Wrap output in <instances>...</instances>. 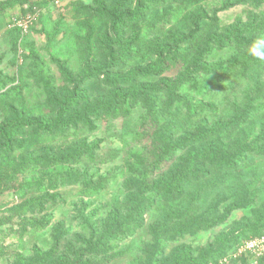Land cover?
<instances>
[{"label": "rangeland", "instance_id": "374dc122", "mask_svg": "<svg viewBox=\"0 0 264 264\" xmlns=\"http://www.w3.org/2000/svg\"><path fill=\"white\" fill-rule=\"evenodd\" d=\"M225 1L189 0L150 7L141 20L126 23L117 32L110 30L106 10L115 3L133 8L134 0H62V8L44 6L41 0H0V127L37 117L52 122L72 82L86 72V62L95 67L108 61L106 43L119 37L134 42L135 49L124 55L117 54V45L112 47L116 65L112 71L124 73L152 62L153 46L187 34L191 19L199 13L216 16L214 23L203 20L197 40L183 45L195 57L207 43L213 45L210 54L202 52V63L214 72L173 63L165 73L171 81L189 78L180 94L196 108L193 115L186 114L184 106L164 107L160 100L150 108L142 102L127 103L113 115L91 118L89 126L68 123L54 134L34 128L14 134V148L0 161V264H55L57 254L74 261V253L81 251L84 262L90 264H137L145 258L143 253H151L143 246L150 242L145 228L110 242L111 250L106 252L89 253L85 244L91 235L95 237L94 222L106 219L115 201L124 206L127 165L135 162L137 154L143 159L157 158L166 146L159 135L171 126L170 133L177 139L226 122L247 103L245 95L253 94L255 82H264V65L252 66L244 49L232 44L238 34L246 37L251 24L264 21V1L257 7L234 4L219 11ZM220 38L228 44L218 47ZM104 84L100 76L85 84L89 105L110 98L113 88ZM140 84L138 80L129 88ZM84 106L80 103L76 110ZM260 110L247 120L249 142L264 126V110ZM219 136L230 146L240 138L238 131ZM186 151L178 149L176 154L181 157ZM240 172L241 185L249 191L242 202L252 203L230 211L212 229L166 243L160 249L163 256L174 255L183 245L193 258H201L208 246L215 249L236 236L238 242H246L255 238L247 239L255 235L245 234L248 223L264 233V158L255 157ZM76 176L81 181L76 182ZM229 192L224 187L212 195L211 200L218 201L214 216L225 214L232 204ZM126 211L127 207L121 213ZM161 214L160 209L147 214L145 224L157 221ZM56 240L60 248L54 254ZM232 252L233 247L207 264H228ZM243 258L231 263L242 264ZM246 259L248 264H264L262 258Z\"/></svg>", "mask_w": 264, "mask_h": 264}, {"label": "trees", "instance_id": "16d2710c", "mask_svg": "<svg viewBox=\"0 0 264 264\" xmlns=\"http://www.w3.org/2000/svg\"><path fill=\"white\" fill-rule=\"evenodd\" d=\"M54 1L41 0L44 6L55 7ZM186 1L189 0H134L133 8L129 9L115 3L109 10H106V19L110 30L118 32L124 24L141 20L150 7ZM263 1L236 0L230 2L226 0L219 11L232 7L234 4L247 3L257 7ZM205 19L207 22L214 23L216 16L214 14L212 18H208L199 13L191 19L192 28L187 34L181 35L178 39L156 44L153 46L152 55L155 59L152 62L136 65L124 73L112 71L116 68L113 48L117 45V54L124 55L135 49L134 42H123L119 37L112 44L106 43L105 51L109 55L108 61L95 67H91L86 62V72L72 82V89L60 102L52 122L37 117L10 121L0 127V161L2 162L3 157L14 148L15 139L13 136L19 130L34 128L54 134L62 125L68 123L89 126L91 118L113 115L119 112L122 105L127 103L142 102L147 108H150L152 104L160 100L164 107L184 106L186 114L193 115L196 108L190 104L191 101L185 95L180 94L189 78L183 76L176 81H171L165 77V73L173 63H182L190 67L198 65L206 70V74L214 72L209 70L210 66L202 63V52L210 54L215 49L213 45L207 43L205 50H202L196 57L188 54V50L183 47V45L197 40L201 27L199 24ZM246 30L248 31H246V37L238 34L232 43L238 50L244 49V52L247 45L255 37L263 36L264 21L253 23ZM121 32L120 34H122ZM219 40L216 41L218 47L228 44L223 42L224 40L221 38ZM247 58L252 62V66L261 67L264 65L253 61L249 56ZM99 76L103 78L105 86L108 85L109 88L113 89L108 100L99 101L96 105L91 106L88 104L85 84ZM138 80L142 81V84L130 89L129 87ZM252 90V95H245L248 100L247 103L226 122H217L209 130L190 131L177 139H174L170 133L174 127L171 126L159 135L166 146L157 158L148 160L139 157L137 154L135 162L127 165L129 176L123 182L126 193L123 199L124 206L121 207V203L115 201L114 208L109 212L108 217L94 222L92 228L98 235L94 234V238L91 235L90 239L86 241L85 250L89 253L106 252L111 250L110 242L119 238H127L135 230L143 228L150 236V242L143 246H146L151 253L146 255L142 252L145 258L139 259L137 264H207V260L220 258L229 248L232 249L233 247V252L237 250L243 243L236 240L238 236L233 238L231 242L225 241L223 246L219 244L215 249L212 245L208 246L206 253L201 258H193L190 255V250H186L183 245L174 251V255L163 256L160 251L166 243L222 224L230 211L252 203V201L244 204L242 202L246 200L249 191L241 185L242 173L240 169L246 163L253 161L255 157L264 158V126L260 127V132L250 142L245 133L247 120L252 115L254 116L255 111L256 114L259 113L260 108L262 111L264 110V82H255ZM80 103H85V106L82 111H77ZM236 131L239 132L240 138L232 144L233 146L223 143L222 137L219 136L226 132ZM178 149L179 151L184 149L187 151L184 152L183 156L178 157L180 155L179 153L176 154ZM164 163L167 165L164 166ZM221 170L224 173L219 175L218 172ZM1 172L0 163V177ZM74 179L79 182L81 176ZM204 179H207V182L203 181ZM224 187L229 188V194L233 196L232 204L225 210V214L214 216L218 201L211 200V197L213 194L219 193V190ZM126 207L127 211L121 213V210ZM157 209L162 212L161 216L157 221L146 225L145 216L147 214L152 215L153 211ZM245 227H247L245 230L247 236L255 234L247 237V239L264 235V233H260L262 230H255V226H250V223L246 224ZM58 244L59 240H56L54 254L60 248L57 247ZM74 254L76 257L74 261H70L66 255L57 254L55 264L89 263L84 262V251ZM249 255L246 253L241 256L248 258L251 256ZM246 258L241 259L244 260L242 264H248ZM236 259L230 260L233 262ZM231 262L228 264H232Z\"/></svg>", "mask_w": 264, "mask_h": 264}, {"label": "built area", "instance_id": "2783aa9c", "mask_svg": "<svg viewBox=\"0 0 264 264\" xmlns=\"http://www.w3.org/2000/svg\"><path fill=\"white\" fill-rule=\"evenodd\" d=\"M56 8H60L62 5L59 0L54 1ZM21 25V24H19ZM249 253L254 259H259L264 257V235L256 238H252L246 242H243L237 250L232 252L230 255L231 259H236L242 254ZM224 262H227V259L224 258Z\"/></svg>", "mask_w": 264, "mask_h": 264}, {"label": "clouds", "instance_id": "9594fccd", "mask_svg": "<svg viewBox=\"0 0 264 264\" xmlns=\"http://www.w3.org/2000/svg\"><path fill=\"white\" fill-rule=\"evenodd\" d=\"M245 53L253 61L264 64V36L255 37L245 48Z\"/></svg>", "mask_w": 264, "mask_h": 264}]
</instances>
